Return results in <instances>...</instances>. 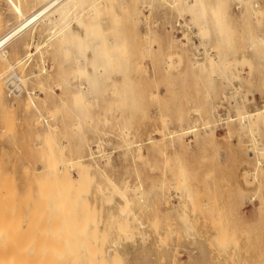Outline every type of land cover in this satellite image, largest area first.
<instances>
[{
  "label": "rangeland",
  "instance_id": "374dc122",
  "mask_svg": "<svg viewBox=\"0 0 264 264\" xmlns=\"http://www.w3.org/2000/svg\"><path fill=\"white\" fill-rule=\"evenodd\" d=\"M243 2L241 0H226L227 17L233 29V31L231 29L230 33L232 36L230 37L234 39L233 44L230 45L231 47L229 45L226 47L220 46L217 43L219 35L217 36L216 34L218 33L215 31L216 34L212 32L206 37L201 38L196 34V30H194V32L190 33L189 40L185 39V36H181L183 33L179 30L175 31L173 29L169 31L166 28L167 22L175 21L179 17V14L175 8L170 7L162 0H152L148 8L142 6L144 3H138V8L142 9L141 20L136 26L137 28L134 27L132 31L128 32L127 37L129 36V39L135 41L133 52L135 60H138H136L135 66L138 62L140 66L137 65L138 68L129 77L131 80L127 78L122 81L123 83H120L122 92L117 97L120 105L111 114L112 117L120 119V126H107L108 135H102L104 142L102 149L104 153H111L113 165L107 166V170L111 176L120 182V184H123L125 181L132 186L140 183L141 192L139 191V194L135 190L130 191L131 197L134 198V211L140 219L130 220L136 230L135 235L131 238L127 237L125 239L124 237L126 236H119V222H116L118 219L111 220L109 218L112 212H119V204L123 199L119 194H116L113 202L107 203L104 201V196L109 190L105 189L104 193H99L96 189V183L104 181L101 175H97L93 182L88 183L89 185L83 183L84 181H79L80 183L77 182V184L71 186L66 185L68 188L65 187L64 189L68 190V193H63L62 188L64 186H61L62 184L58 185L62 182L61 179L63 177L54 176L57 175V172H52L48 169L47 171H45L46 169L44 170L45 165L47 166L49 162L55 161L57 158L59 161L56 159V164L57 162L61 164V167L60 164L54 165L61 170V173H58V175H62V173L67 175L69 172L74 177H78L77 169L81 164L80 162H77L75 166L72 164V162L74 163V161L79 160L78 157L80 155L76 145L77 138L75 131L70 126L72 117L66 115L63 110H59L55 114L54 121L60 129L53 130L55 132L53 137L48 134L46 136L44 133L46 122L42 120L40 123H34L33 118L37 115V112L33 107L29 106L27 108L29 96L26 88L35 89L37 92L41 91L39 92L40 95L44 96V92L41 89L39 90L35 86V83L32 82L34 81L33 77H29V73L33 72V70L38 72L43 64L40 54L36 52L27 63L19 64L18 68V64H16L15 69H9L8 72L4 73L2 81L5 83V96L3 97L2 94L3 98H1L0 95V100H2L0 101L1 255L17 254L18 251L16 249H20L23 252L20 253L25 255L45 254L49 250L50 254L63 253L72 258H85L82 264H89L86 259L94 255L93 246L99 247L103 242H105V246L112 244L111 239L104 240L103 238L104 232L109 231L112 234L111 237L119 239V243L114 246L112 252L122 255L121 264H264V116H259L257 119L251 118L252 121L248 117L245 122L243 118H239L245 110L256 111L264 108V57L260 56L264 47L255 50L249 47V40L251 38H256L259 35L264 36V1L255 0V2L259 3L256 9L259 6V13L263 12L258 13V16L252 14L251 10L250 14L252 15H250L248 8L247 11H243V9H246L245 3L247 1L243 0ZM122 5L120 3L115 7L119 15L123 14ZM144 7L146 8L144 9ZM247 7L251 9L250 6ZM246 15H250L251 18ZM100 18L105 26L113 24V16L110 13H102ZM15 21L16 18L7 3L4 0H0V31L4 30L8 26V23H14ZM155 21L158 27L155 32L151 33V47L145 46L147 49L148 47L150 48L147 50L144 47L146 38L144 34L147 29L146 22L154 24ZM247 22L250 24H246ZM120 24L124 28L128 27V25L132 27L129 20L124 19ZM115 31V29L109 31L108 36L121 33ZM250 32L253 36H250ZM40 38L43 37L37 34L36 40ZM173 38L181 39L186 44L178 42L172 45ZM28 39H30L29 34L10 46V50L13 53L10 58L13 62L18 55L24 52L22 47L23 40ZM201 42H205V48L201 45ZM199 47L204 48H201L202 52H199ZM33 50L35 51L34 48ZM212 50L213 54H210L209 52H212ZM175 52L181 53L180 59L173 54ZM169 53L172 57H170L171 63L175 65L172 68L171 76L166 74L164 68V60ZM193 54H196L197 57L193 56ZM209 55L214 58V61H210L211 56ZM46 60L47 66H51L50 55H47ZM198 60L205 62L199 63ZM36 63L37 65H35ZM258 63L262 64L259 65ZM3 65L7 66L8 63L0 57V68ZM22 65H24V68ZM13 70H16L25 79L23 82L25 89L22 90L18 97L9 91L6 86L7 82L4 80ZM56 90L57 92L60 91L58 88ZM56 99L58 97L48 95V105L53 104V101ZM10 101L14 104L13 108L11 105H8L11 103ZM43 108L45 109V106ZM180 115L184 117L182 121L180 120ZM231 116L236 117V119L231 120ZM194 122L198 123V134L196 133L197 131L186 132L187 134H183V142L178 140L172 141L169 137L165 138V140H160L158 143H151L148 140L151 134L153 138L160 139L163 131H174L182 127L187 128ZM125 124H127L126 128L130 131V137L127 140L122 137V127ZM204 124V128H201ZM36 131L40 134L43 132L42 136ZM86 133L89 138L95 136L90 130H87ZM63 134L65 139L62 136ZM45 136L46 138H44ZM49 136H51V139ZM53 138L54 142L58 139V146L53 142ZM46 139L48 140L46 141ZM128 140H131L132 144H129ZM139 142L142 144L141 155L137 153L138 146L136 144ZM65 143L66 146L62 150L61 146L65 145ZM46 144L48 148H52V144L54 145L53 148L57 151L54 150V156L50 155V158L55 159H47L49 158V149L51 148L48 149L45 146ZM59 144H61L62 162L57 157L60 155ZM43 147L45 150L47 149V154H45ZM93 147L96 149V146ZM87 152L88 149L85 146L83 154L87 155ZM55 153L59 154L55 157ZM50 154H53V152H50ZM64 157L68 162L70 159L71 161L73 159V161L68 164L65 162ZM259 160H262L263 163L260 164ZM165 161L169 164H165ZM100 162L105 163V159H101ZM74 167L76 168L73 169ZM64 168L65 170L67 169V173L66 171L63 172L62 169ZM6 170L8 173L4 172ZM43 174L49 175L48 178ZM55 177L59 178V180ZM39 179L41 180L40 182L38 181ZM54 179L56 180L54 181ZM182 179L183 181H181ZM6 180L9 182L5 183ZM40 183H43L45 186L41 187ZM55 185L57 186L54 187ZM76 185L81 190H78ZM87 186L88 189H86ZM39 187L42 189L46 188L40 190ZM49 187L53 188H51L52 191H55L56 188V191H53L55 195L53 198L51 197ZM29 189H31V192L28 191L30 192L28 196L27 190ZM169 189L171 192L168 191ZM175 189H178V191H175ZM25 192L26 197L28 196L27 199L24 196ZM42 193L45 195H42ZM74 195L77 198H74ZM22 196L25 198L22 199ZM141 196L142 198H140ZM45 197L48 198L47 200L53 201L51 205L45 204L42 206L46 203L44 201L46 199L42 200L41 198ZM65 198L70 200V202L65 200ZM56 199L58 201L60 199L59 203L61 201L63 203L67 202L61 207L62 210L57 208L59 203ZM8 200L13 201L6 203ZM41 200L44 203L39 205V202H42ZM81 200L83 201L82 203ZM86 201L89 202V206H87L88 202L86 203ZM17 204H20V207ZM33 204L36 205L37 209L34 208L35 205ZM11 205L13 206L11 207ZM69 205L71 209L64 208ZM7 206H9L8 209ZM32 206L37 212L41 207H43L42 209L47 207V214L50 213V215L46 216L50 217L45 218L44 215L38 212V216L35 215V219H37L34 220L31 214V218L35 221H32V223L34 222L33 224L35 225L30 224V212L32 213L34 210H31ZM50 206L51 209H49ZM82 206L85 212H80V209L83 208ZM17 207L19 208L18 210H16ZM92 207L96 211L95 213ZM51 210L56 215L58 214L57 217L61 213L63 215L58 220ZM66 210L68 212H65ZM6 211H9V213H6ZM43 211L41 212L44 213ZM87 212L89 213L87 214ZM91 212L100 218L93 219L92 217L91 219ZM82 213L87 214L86 221L84 219L86 215H83L84 218H82ZM74 214H78L76 215L77 217ZM18 215L17 220L15 217ZM39 215H41V219L45 218L43 220L45 221L44 223L39 220ZM51 215H53L52 219L55 222H53L54 220L51 221ZM71 215L74 218L76 217V220ZM8 216L9 218H7ZM79 217L86 223L83 221V225L81 224L80 226L82 222L78 223L81 220ZM15 219L17 223L14 221ZM38 222L40 226L41 224L46 226L43 228V231H46L44 233L46 237V234H48L50 239H52L51 237L54 239L57 235L58 238H56L58 240L56 242H60L63 238L62 243L58 242L61 246H58V243H56L58 248L61 247V250L55 249L56 246L53 245L55 241L52 244L53 239L45 238L42 234L43 231L40 233L41 230H39L40 226ZM72 222L75 223L72 224ZM154 222L155 225L152 224ZM14 223H16V227ZM27 223L32 228L34 227L32 233ZM59 223L62 224V228L61 226L58 227ZM49 224L54 226L50 228ZM77 225L78 227L80 226L79 228L82 227V230L84 227L83 231L84 233L86 232V235L82 233L81 229L76 228ZM94 225H96L97 229ZM156 225L157 228L155 229ZM25 226L28 228H24ZM17 227L20 229L24 228V231L20 230V233H18L19 229ZM54 228L57 229L55 230ZM50 229H52L51 235ZM67 230L69 231L67 232L68 234L65 232ZM185 230L191 235L187 234ZM13 233L20 234L18 235L20 238H16L15 236L17 235H13ZM38 233L41 234L40 238L42 239L37 238ZM30 234H32L31 238ZM145 234L147 236H144ZM68 235L72 238H69ZM6 237H8V240L12 239L11 242L13 243L11 246L6 243ZM35 237L37 241L41 240L37 244H35L37 242L36 239V242L33 239ZM28 239L30 240L27 241ZM48 239L51 241V246L49 241L46 242ZM222 239H225L224 242ZM42 240L44 243H42ZM47 243L49 244V249ZM86 243L88 245L89 243L94 244H92L93 246L91 244L88 246ZM221 243L223 244L219 245ZM62 244H64V248H62ZM175 246L177 248L176 251L174 250ZM4 248L8 249V254L7 251H2ZM34 248L40 251L34 252ZM10 249L15 251L12 252ZM174 254L177 255L176 258Z\"/></svg>",
  "mask_w": 264,
  "mask_h": 264
},
{
  "label": "bare ground",
  "instance_id": "6f19581e",
  "mask_svg": "<svg viewBox=\"0 0 264 264\" xmlns=\"http://www.w3.org/2000/svg\"><path fill=\"white\" fill-rule=\"evenodd\" d=\"M4 1L7 3L9 8L11 9L14 17L16 18V21L14 23H8V26L4 30L0 31V57L2 59L6 60V63H8L7 66L3 65L0 68V93H1L0 95H1V98H3L5 96V92H4V84L5 83L2 81V79H3L2 77H3L4 73L8 72L9 69L10 70L15 69L16 64H18L17 65V68H18L19 64L27 63L28 60L33 56V54L38 52L41 56V60H42L43 64L41 65L40 70L38 72H35V70L32 69L33 72L29 73V75H30L29 77H33L34 81H32V82L35 83V86L38 87L39 90L41 89L44 92V96L40 95L39 92H41V91L37 92V90H35V89L31 90L29 88H26L27 94L29 96V98H28L29 101H27V103H28L27 108L29 106L33 107L34 110L37 112V115L34 116V118H33L34 123H40L42 120L46 122V130L44 132L46 134V136L52 135V137H53V135L55 133L54 131L60 129L58 124L54 121L55 114H57V112L59 110H63L66 115L72 117V122L70 123V126L75 131V136L77 138L76 145L78 147V152H80V155L78 157L79 160H76L73 163L72 162L73 159L71 161V159L69 158L70 159L69 162H72V164H74L73 166H75V164L77 162H80V164H81V166L77 165V166H80L77 169L78 177H74L73 175H71L68 171H66L67 169L65 170V168L62 170H63V172L64 171H66V173L68 172L67 175L65 173H62V175L61 174L58 175V173H61L60 172L61 170L59 167H56L57 165L60 164L59 162H57V164H56L57 158L56 159L53 158V159H55V161L49 162L47 166L45 165L44 170L46 169L45 171H47V169H48L52 172H57V175H54V176H56V177L62 176L63 177V178L61 177L62 182H60L58 184V185L62 184L61 186H64L63 188L60 186L63 190V191L61 190L63 193L64 192L68 193V190L64 189L65 187L68 188V186H66V185L71 186L73 184H77V182H79V181H84L83 183H85L87 185L88 183L93 182L97 175H101L104 178V181L103 182H97L96 183V189L99 193L100 192L104 193L105 189L109 190V192L106 193L104 196V201L107 203L113 202L116 194H119L123 199L119 204V212H112L109 215V218H111V220L116 219V218L118 219V221H116V222H119V225H118L119 236H126V237H124L125 239L127 237H130V238L133 237L136 233V230H135V227L131 224L130 220L131 219L138 220L139 217L137 216V213L134 211V208H133L134 198L131 197L130 191L135 190V192H137V194H139L141 192L140 191L141 190L140 183L138 185L132 186L131 184H128L127 181H125L123 184H120V182H118L115 178H113L111 176V174L107 170V166L113 165L111 162V153H107V152L104 153V151L102 149L103 143H104L103 139H102V135H108L107 128H106L107 126H120V119L118 117H112L111 116L113 110L120 105V103L117 99L118 95L122 92L121 88H120V83L123 80H126L127 78H128V80H131V79H129V77H131L133 75L134 71H136V69L138 68V66H140L138 64L139 62L137 63L138 66L137 65L135 66L136 60H137V59L135 60V58H134L135 54L133 52L134 51L133 47L135 45V43H134L135 41H133L132 39H129L130 37L128 36L129 37L128 38L127 34H128V32L132 31L134 29V27L137 28L136 26L138 25V23L141 20L142 9L138 8V3L142 2V3H144V5H142V4L141 5L146 6L148 8L150 6L152 0H4ZM162 1L166 2L170 7L175 8L179 14V17H177V19H175V21H168L167 22L168 24H167L166 28L169 31H171L173 29L175 31L179 30L180 32L183 33V35H181V36H183V37L185 36V39H187V40L190 39L189 35H190V33L194 32V30H196V34H198L201 38L206 37L207 35H209L210 33L215 31L218 34H216L215 32L214 33L217 36L219 35V38L217 39L218 42L217 41L216 42L220 46L223 45L226 47L227 45L230 46L233 44L234 39L231 38L232 36L230 35L232 27H231L229 18L227 17L226 0H162ZM241 1L243 2V0H241ZM244 1H247L248 4L245 3L246 9H243V11H247V8H248L249 9L248 13L250 14V10H251V13L254 14L255 16H258L260 13L264 12V10H263V12L259 13V11H260V9H258L259 6L256 9V6L259 4V3H257L258 1L257 2H255V0H244ZM120 3L123 4L122 5L123 14L122 15H119V12H117L115 10L116 5L120 4ZM247 6H250L251 9ZM146 7H144V9ZM261 8H262V6H261ZM105 12L110 13V15L113 16V24L112 25L105 26L103 21L101 20L100 15L102 13H105ZM143 12H144V10H143ZM242 12H241V14H242ZM248 13L246 12V14H248ZM252 14H250V15H252ZM249 16H247V17H249ZM250 18H251V16H250ZM124 19L129 20L132 24V27H129V25H128V27H125V28L121 27L120 22ZM73 21L75 22V24ZM246 24H250V23L247 22ZM146 27H147V29H146V32L144 34L146 36V38H145V44L146 45L144 44V47L151 45V37H152L151 33L155 32L157 30L158 24L156 21L154 22V24L146 22ZM113 29H115L118 33L119 32H121V33L118 35L114 34V35L109 37L108 32L113 31ZM246 30H247V28H246ZM232 31H233V29H232ZM249 31H251V30H249ZM28 34L30 35V39L23 40L22 47L24 49V52L22 54L18 55L17 57L15 55L16 58H15V61L13 62L10 58V56L13 54L12 51L10 50V46L14 42L18 41L19 39L23 38L24 36H26ZM37 34H38V36L43 37V38L36 40ZM251 35H252V33L250 32V36ZM181 39H182V37H181ZM181 39L178 40V39L173 38L172 45H174V43H178V42L181 44H186V42L182 41ZM183 40H184V38H183ZM204 43L201 42V45H203L205 48ZM249 47L253 50L260 48V47L263 48L264 47V36L259 35L256 38L255 37L251 38L249 40ZM33 48L35 49V51L33 50ZM145 48L147 49V47H145ZM201 48L204 49L203 47H199V49H200L199 52H202ZM148 49H150V48L148 47ZM149 52H151V51H149ZM175 53H173V54L178 56V58L180 59L181 53L180 52H177L176 54ZM209 53L213 54V50H212V52L210 51ZM47 55L51 56V66H47L48 64H46ZM174 55H172V56H174ZM193 56L197 57L196 54H193ZM209 56H211V55H209ZM260 56L264 57V50H262V52L260 53ZM170 57H171V54L169 53V55H167V58L164 60V68H165L166 74L168 76L172 75V68L175 67L174 64L172 65V63H171L172 57L171 58ZM210 59H211L210 61H214V58L212 56ZM179 61H181V60H179ZM203 62H205V61H199V63H203ZM177 64L179 65V63H177ZM260 64H262V63H260ZM35 65H37V63ZM22 66L24 68V65H22ZM23 68H21V69H23ZM16 70H13L9 75H7V77H5L4 80L7 82L6 86L8 87L9 91L11 93H14L18 97L20 95V93L22 92V90L25 89V85L23 83L25 81V79ZM18 70H20V69H18ZM23 71H24V69H23ZM29 82H31V81H29ZM127 85H128V82H127ZM127 85H126V87H127ZM123 86H122V88H123ZM57 88H58V90L60 89L59 92H57V90H56ZM2 94H3V97H2ZM33 94H35V95H33ZM48 95L56 96V97H58V99L54 100L53 104L48 105V102H47V96ZM26 99H27V97H26ZM0 101H2V100H0ZM8 105L9 106L11 105L12 108L14 107V104L12 102ZM43 106H45V109L43 108ZM241 114L242 115L239 116V118H243L244 122L247 121L248 117L250 118V120H251V118L257 119L259 116H264V108L263 109L260 108L256 111H246L245 110ZM32 117H33V115H32ZM231 117H232V118H230L231 120L236 119V117H234V116H231ZM183 118H184L183 115H180L181 121ZM51 120H53V121H51ZM204 126H205V124L202 125L201 128H204ZM126 127H127V124H125L122 127V137L127 140V138L130 137L129 136L130 131ZM67 129H68V126H67ZM87 130L92 131L95 136L92 138L91 137L89 138L87 136V133H86ZM191 131L192 132L197 131L196 133L198 134V132H199L198 123L194 122L193 124L189 125V127H187V128L182 127L180 129L174 130V131L173 130H168V131L165 130L161 133L162 136L160 139L153 138L151 136L152 135L151 134V135H149L150 137L148 140L151 143H158V142H160V140H165V138L169 137V138H171L172 141L178 140L180 142H183V137H184L183 134H185L186 132L187 133L191 132ZM52 132H53V134H52ZM38 134H40V133H38ZM42 134H43V132H41L40 135L42 136ZM197 134H195V135L197 136ZM36 136H38V135H36ZM46 136L44 138H46ZM57 136H58V134L56 135V138H57ZM62 136H63V138L65 137L64 134ZM254 137H255V135H254ZM49 138L51 139V136H49ZM48 139H46V141ZM254 139H257V138H254ZM43 140H45V139H43ZM52 140L54 142V138ZM57 140L58 139H56L54 143H56L58 146L59 142H57ZM128 141H129V144H132L131 140H128ZM45 143H48V142H45ZM66 143H65V145L61 146L62 150L65 148ZM61 144H59L60 155L57 156L59 153H57V154L55 153V157L57 156L60 160H61V154H62L61 148H60ZM136 145L138 146V152L137 153H139V155H141L142 144L139 142ZM37 146H38V144H37ZM45 146L48 148L47 144ZM85 146H87V149H88L87 155L83 154ZM93 146H96V149H94ZM40 147H41V145H40ZM53 147H54V145L52 144V148L51 147H49L51 149L48 148L49 149V156H48L49 158H47V159L53 160L50 158L51 157L50 155L54 156V152H55L54 150H56ZM56 148L58 149V147H56ZM43 149H44V147H43ZM46 150L44 149L45 154L48 153V152H46ZM37 151H38V149H37ZM50 152L51 153L53 152V154H50ZM65 154H66V152L63 155L65 156ZM64 159H65V157H64ZM76 159H77V157H76ZM87 159H89V160L87 161ZM101 159H105V163H101L100 162ZM61 162H62V160H61ZM65 162H67L69 164V162L66 159H65ZM259 163L262 164L263 161L259 160ZM55 164H56V166H54ZM165 164H169V163H166V161H165ZM60 167H61V164H60ZM75 168L76 167H74L73 169H75ZM21 169H23V168H21ZM2 172H3V170H2ZM4 172H7V170ZM52 174H54V173H52ZM33 175H34V173H33ZM43 175L46 178H48V176H49L47 174L46 175L43 174ZM11 178H13V177L11 176ZM56 179L59 180V178H56ZM56 179H54V181ZM177 179H179V178H177ZM4 180H2V181H4ZM126 180H128V179H126ZM38 181L40 182L41 180L39 179ZM181 181H183V179ZM6 182H9V181L6 180L5 183ZM45 183H46V181H45ZM50 183H51V181H50ZM172 183H173V181H172ZM177 183H179V182H177ZM52 184H51V186H52ZM171 185H173V184H171ZM5 186H7V185H5ZM43 186H45V185L42 183L41 187H43ZM56 186L57 185H55L54 187H56ZM83 186H85V185H83ZM3 187H4V185H3ZM8 187H9V185H8ZM41 187H39L40 190L42 189ZM9 188H11V187H9ZM44 188H46V187H44ZM49 188L51 191L50 192L51 197L53 198V196H55L54 192L56 191V188H55V191L53 190L54 192L51 190L52 187H49ZM76 188L78 189L77 185H76ZM86 189H88V186ZM30 190L31 189L27 190L28 196H29V193L31 192ZM78 190H81V189L79 188ZM176 190L178 191V189H175V191ZM28 191H30V192H28ZM59 191H58V193H59ZM69 191H70V188H69ZM168 191H170V189ZM0 192H1V190H0ZM45 194H46V192H45ZM45 194L42 193V195H45ZM62 194H61V196H62ZM47 195H48V193H47ZM24 196L26 197V192H25ZM24 196H22L23 197L22 199L25 198ZM66 196H67V194H66ZM5 197H6V195H5ZM27 197H26V199H27ZM38 197H39V195H38ZM42 197H44V196H42ZM64 197H65V195H64ZM36 198H37V196H36ZM68 198H70V197H68ZM74 198H77V197H75V195H74ZM140 198H142V196ZM8 199H10V198H8ZM41 199L47 200L48 198L45 197V198H41ZM62 199H64V198H62ZM82 199L84 200V198H82ZM46 200H44L46 203H44V201H42V202H39V205H42L43 203L44 204L42 206H44L45 204L51 205V203L53 202L50 199L47 201ZM56 200L58 201V199H56ZM65 200H68V199L65 198ZM11 201H13V200H11ZM11 201L8 200V202H6V203H10ZM16 201H18V200H16ZM59 201H60V199H59ZM59 201H58V203H59ZM61 202L59 204L57 203L59 205L57 208H59L60 210H62L61 207H63L67 203V202L66 203H63V202L61 203ZM68 202H70V200H68ZM82 202L83 201L81 200V203ZM87 202L88 201H86V203ZM20 203H22V202L20 201ZM32 203H33V201H32ZM34 203H35V201H34ZM88 204H89V202L87 203V206H89ZM2 205H3V202H2ZM6 205H4V206L6 207ZM33 205H35V204H33ZM39 205L37 204V206H39ZM12 206L13 205H11V207ZM17 206L20 207V204H17ZM18 207L16 208V210L19 209ZM70 207L71 206L69 205L68 207L66 206L64 208L69 209ZM84 207H85V203H84ZM84 207L82 209H80V212L84 211L83 210ZM8 208H9V206H7V209ZM31 208H32L31 210H33L34 208L37 209L36 205L34 206V208H33V206ZM42 208L43 207L38 209V212L41 213L42 215H44L45 218L48 217V216H46V215H50V213L47 214L48 208L45 207V209L47 208L46 211H45V209H42ZM1 209L3 210V208H1ZM7 209H5V210H7ZM49 209H51V206ZM73 209H74V207H73ZM31 210H29V211H31ZM92 210H93V207H92ZM41 211H43L44 213H42ZM51 211H53V210H51ZM89 211H91V210H89ZM36 212H37V210H35V209L32 211V213L30 212V221H29L30 224L32 223V221L37 219V218L35 219V215L38 216L37 215L38 212L37 213ZM65 212H68V211L66 210ZM77 212H79V211H77ZM95 212L96 211H94V213ZM6 213H9V211H6ZM88 213L89 212H87V214ZM31 214H32V218L34 220L31 218ZM53 214H55V212ZM78 214H76V215H78ZM87 214L82 213V218H84L83 215H86L85 216L86 218H84L85 221L87 219ZM7 215H9V214H7ZM22 215H24V214H22ZM61 215H63V214L61 213L60 216ZM76 215L74 214V216H76ZM91 215H90L91 219H92V217H93V219H99L100 218L96 214L93 215L92 212H91ZM14 216H15V214H14ZM14 216H13V219H14ZM40 216L41 215H39V217ZM51 216H52L51 217V219H52L53 215H51ZM57 216H58V214L56 215L55 218H58V220H59L60 216L59 217H57ZM18 217H19V215L15 218H17V220H18ZM44 217H43V219H41L42 217H40V219H39L43 223L45 222V221H43V220H45ZM71 217H73V216L71 215ZM7 218H9V216ZM28 218H29V216H28ZM79 218L81 219V217H79ZM53 220L54 219H52L51 221H53ZM81 220L78 221V223L82 222V223H80V226H81V224L83 225V223L85 222L83 219H81ZM14 221L16 222V219ZM47 221H49V220H47ZM53 222H55V220ZM60 222H61V220H60ZM94 222H95V220H94ZM16 223H14V226ZM33 223H32V225H35ZM73 223H75V222H72V224ZM45 224H47V223H45ZM51 224H52V222H51ZM51 224H49L50 228L55 225L54 223H53L54 225H51ZM64 224H67V223H64ZM152 224L155 225V222ZM42 225L43 224H41V226H40V223H39V226H40L39 230H41L40 233L43 231V228L45 226V225H43V226ZM61 225L62 224L59 223L58 227ZM162 225H163V223H162ZM26 226L24 228H28ZM30 226L31 225H29V228L31 230L30 229L29 230L32 233L34 227L32 228V226L31 227ZM94 226L96 228V225H94ZM19 227H21V226H19ZM66 227L68 228V226H66ZM77 227H78V225L76 226V228ZM24 228L23 229L18 228L19 229L18 233H20V230L23 232ZM57 228H54V229L56 230ZM61 228H62V226H61ZM156 228H157V225L155 226V229ZM9 229H11V228H9ZM80 229L82 230V227L79 228V230ZM96 229H94V230H96ZM12 230H14V229H12ZM51 230L52 229H50V235L52 233ZM83 230H84V227H83ZM83 230H82V233L84 235H86L85 234L86 232L84 233ZM26 231H27V229H26ZM45 232L46 231H43L42 234L44 235ZM53 232H54V230H53ZM65 232L67 233L69 231L67 230ZM102 232H103V230H102ZM178 232H179V230H178ZM40 233L37 234V238L39 237V239H42V238H40V236H41ZM179 233H181V232H179ZM188 233L189 232H187V234ZM60 234H61V232H60ZM70 234H71V230H70ZM13 235H17L15 237L18 239L20 238L18 236L20 234H14L13 233ZM23 235H25V234H23ZM23 235L21 236L22 239H23ZM30 235H31L30 236V238H31L32 234H30ZM46 235H47V237L45 235H44V237L49 238L48 234H46ZM69 235H68V237H69ZM111 235H112L111 232L106 231V232H104V237L102 236L104 238V240L111 239L112 244L109 246H105L104 245L105 242H103L99 247H96V245L93 246L92 244H94V243H92V244L89 243V245L91 244L94 247L93 248L94 255H92L90 258L86 259V261H88L89 264H121L122 263V255H120L119 253H116V252L115 253L112 252L114 249V246H116L119 243V239L117 237H111ZM177 235H178V233H177ZM62 236H63V233H62ZM144 236H147V235L145 234ZM163 236H165V235H163ZM25 237H27V236H25ZM54 237H55V235H54ZM56 237H57V235H56ZM56 237L54 238L55 240L53 239V237H51L53 240L50 238L49 239L52 240V244H53V241H55L53 244L54 246H56L55 249L61 250V247L58 248L56 245V243L59 242V241L56 242V240H58L57 239L58 237L57 238ZM141 237H142V235H141ZM12 238L14 239V237H12ZM69 238H72V237H69ZM169 238H170V236H169ZM26 239H24V240H26ZM33 239L35 241L36 237ZM49 239L46 240V242L49 241V244H50L51 241ZM5 240H6L7 244H10V246L13 243V242H11L12 239L8 240V237H6ZM21 240H19V241L22 242ZM29 240L30 239H28L27 241H29ZM62 240H63V238L61 239V241L59 243H62ZM224 240L225 239H222L223 242H224ZM36 241H37V239H36ZM40 241L38 240L35 244H37ZM44 241H45V239H44ZM44 241L42 243H44ZM67 241H68V239H67ZM74 241H76V240H74ZM74 241H72V242L76 243ZM220 241H221V239H220ZM24 242H26V241H24ZM80 242H82V241H80ZM59 243H58V246L59 245L61 246V244H59ZM49 244L47 243L48 249H49ZM68 244H69V242H68ZM222 244L223 243H221L219 245H222ZM21 246H22V244H21ZM50 246H51V244H50ZM63 246H64V244H62V248H64ZM176 246L174 249L175 251L177 249ZM71 247H73V246H71ZM35 248H34V252L40 251V250L39 251L35 250ZM69 249H71V248H69ZM7 250L5 248L2 249L3 252H5ZM13 251H15V250H13ZM16 251H18V253L16 252L17 254H8V251H7L8 255H6V254L1 255L2 252L0 250V264H82L83 259L85 260V258H82V257L72 258L71 256H69L67 254H63V253H55V254L52 253V254H50L49 250H48V252L46 251L45 254H37L36 253L35 255L34 254L33 255L21 254L20 252H22V251L20 249H16ZM76 252H78V251H76ZM27 253H29V252H27ZM176 256L177 255H175V258H176Z\"/></svg>",
  "mask_w": 264,
  "mask_h": 264
}]
</instances>
